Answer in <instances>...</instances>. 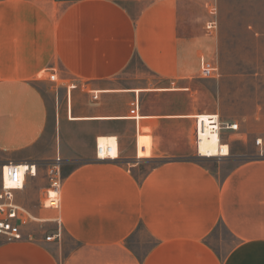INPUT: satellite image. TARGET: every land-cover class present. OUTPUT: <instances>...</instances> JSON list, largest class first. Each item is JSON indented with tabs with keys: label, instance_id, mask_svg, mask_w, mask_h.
<instances>
[{
	"label": "crops",
	"instance_id": "1",
	"mask_svg": "<svg viewBox=\"0 0 264 264\" xmlns=\"http://www.w3.org/2000/svg\"><path fill=\"white\" fill-rule=\"evenodd\" d=\"M263 53L264 0H0V163L36 166L0 264H264L258 130L200 106L192 81L202 59L264 75ZM201 114L238 124L220 131L228 154L210 153L207 123L197 154ZM52 163L57 209L42 205Z\"/></svg>",
	"mask_w": 264,
	"mask_h": 264
},
{
	"label": "built area",
	"instance_id": "2",
	"mask_svg": "<svg viewBox=\"0 0 264 264\" xmlns=\"http://www.w3.org/2000/svg\"><path fill=\"white\" fill-rule=\"evenodd\" d=\"M209 27V26H207ZM217 74V68L201 60V66L199 70L200 77L214 78ZM47 79L51 82H56V71L51 69L50 73H47ZM138 108L137 100L131 103V114L138 117L136 110ZM210 122L208 123L207 120ZM213 124L212 130L217 134V142L219 143V149L224 146L219 142V134L221 130H236L238 124L229 121H221L218 114H201L195 117L194 120V134L196 136L197 146L203 140L201 134L204 133L205 125ZM253 144L257 149V155L264 157V136H258L253 139ZM227 147V145H225ZM228 149V147H227ZM197 154L203 155L197 150ZM114 156L112 154V146L108 142L103 144L96 141L95 157L96 159H110ZM36 166L34 163H17L6 162L0 163V235L6 237L7 240H20L24 237L23 227L27 224V217L22 212L21 208L14 201V191L21 189L24 184L26 176H35ZM48 178V186L44 190V196L42 199V205L44 207L59 208L60 206V189H61V173L57 163H52L47 166L46 172ZM53 236H46V240L52 239Z\"/></svg>",
	"mask_w": 264,
	"mask_h": 264
},
{
	"label": "rangeland",
	"instance_id": "3",
	"mask_svg": "<svg viewBox=\"0 0 264 264\" xmlns=\"http://www.w3.org/2000/svg\"><path fill=\"white\" fill-rule=\"evenodd\" d=\"M258 63L264 65V53ZM39 75L36 79L47 87L53 83L47 79V74ZM192 81L199 90L200 106L207 105L224 119L251 124L258 130V136H264V75L224 77L216 74L214 78L195 77ZM252 144L250 141L247 146Z\"/></svg>",
	"mask_w": 264,
	"mask_h": 264
},
{
	"label": "bare ground",
	"instance_id": "4",
	"mask_svg": "<svg viewBox=\"0 0 264 264\" xmlns=\"http://www.w3.org/2000/svg\"><path fill=\"white\" fill-rule=\"evenodd\" d=\"M195 144H196V148L198 150L199 146H197L196 136H195ZM207 148L210 151V153H212V154H215L216 151H217L216 155L219 153L220 154H228V149L225 145L221 147V150L219 149V144L214 137H212L208 140ZM204 152H205V150L202 149L201 153H204Z\"/></svg>",
	"mask_w": 264,
	"mask_h": 264
}]
</instances>
